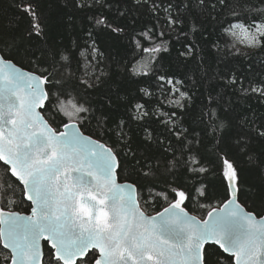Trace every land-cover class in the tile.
Instances as JSON below:
<instances>
[{
    "label": "snow or ice",
    "instance_id": "6c2138e0",
    "mask_svg": "<svg viewBox=\"0 0 264 264\" xmlns=\"http://www.w3.org/2000/svg\"><path fill=\"white\" fill-rule=\"evenodd\" d=\"M10 7L0 264H264V0Z\"/></svg>",
    "mask_w": 264,
    "mask_h": 264
},
{
    "label": "trees",
    "instance_id": "16d2710c",
    "mask_svg": "<svg viewBox=\"0 0 264 264\" xmlns=\"http://www.w3.org/2000/svg\"><path fill=\"white\" fill-rule=\"evenodd\" d=\"M14 13V10L10 7V0H0V22H7L8 19H10L12 17ZM26 26V21H21V27ZM173 56H175V52H173ZM264 57H258L257 59H261ZM171 60V58H169V61ZM168 61H166L167 63ZM173 68L175 67V65H172ZM242 66V65H241ZM260 111H264V108H260ZM209 181L211 182V184L213 186H215L218 181L217 178L213 177V176H209ZM254 182V178L249 177L247 179V183H246V187L249 186L250 184H252ZM15 210H20V211H24L25 209H15ZM190 211H192V206H190ZM192 214L194 215H198L199 211H192Z\"/></svg>",
    "mask_w": 264,
    "mask_h": 264
}]
</instances>
